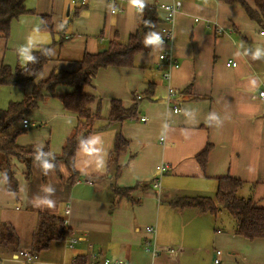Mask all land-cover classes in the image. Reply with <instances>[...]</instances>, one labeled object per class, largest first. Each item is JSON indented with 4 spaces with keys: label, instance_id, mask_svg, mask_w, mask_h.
I'll use <instances>...</instances> for the list:
<instances>
[{
    "label": "crops",
    "instance_id": "obj_1",
    "mask_svg": "<svg viewBox=\"0 0 264 264\" xmlns=\"http://www.w3.org/2000/svg\"><path fill=\"white\" fill-rule=\"evenodd\" d=\"M160 1L143 0V6ZM247 2L254 6L253 0ZM182 3L169 48L180 66L172 70L169 82L162 78L158 56L163 48L155 38L149 52L135 57V67L102 69L86 89L101 100L102 120L88 146L77 152L75 169L80 178L74 185L66 184L64 178L69 174H63L56 186L46 188L44 178L37 177L36 183L33 176L27 179L26 166L13 160L19 192L10 193L0 172V264H24L18 252L31 250L40 212L37 205L45 210L48 200L44 196L55 189L63 191L64 202L67 200L65 209L58 208L56 214L61 212L71 229L70 237L78 243L68 249L64 240L54 241L34 264L70 263L77 257L89 259L92 253L121 258L128 264H213L217 251L223 264H264V239L251 241L237 235L234 222L219 219L225 210L212 216L197 208L171 206L182 197L214 198L217 178L230 176L244 182L240 197L264 208V100L259 97L264 80V33L238 4L220 0ZM25 5L35 14L14 20L9 38H0V67L22 65L32 50L59 39L48 41L42 36L41 17L48 16L54 32L63 31L65 36L39 80L54 70H77L86 53L105 50L113 40L126 44L143 16L133 0L119 2L124 12L117 15L110 14L106 0H88L82 8L72 7L70 0H26ZM62 9L66 10L64 22L58 19ZM229 60L235 66H228ZM149 84L153 85V99L139 103L136 119L105 127L113 100L130 108L134 97L146 92ZM34 85L30 83L25 90L0 87V110L21 101ZM168 86L177 92L169 104ZM68 91L60 86L59 96L49 97L26 117L38 128L18 137V145L41 149L48 144L52 154L61 153L78 123L76 114L67 111L60 100ZM175 106L179 113L173 112ZM90 108L95 111L96 104ZM118 132L129 147L117 160L123 169L116 178L109 159ZM208 146L203 170L197 156ZM47 165L55 171L51 162ZM161 165L168 166L162 176L158 173ZM63 169L60 163L59 170ZM157 178H161L160 190L153 188ZM137 185L147 187L135 190L131 201L119 199L113 192V186L127 189ZM35 200L37 205L30 207ZM149 226L157 230L156 245L161 251L157 258L145 249L150 240L145 228Z\"/></svg>",
    "mask_w": 264,
    "mask_h": 264
},
{
    "label": "trees",
    "instance_id": "obj_2",
    "mask_svg": "<svg viewBox=\"0 0 264 264\" xmlns=\"http://www.w3.org/2000/svg\"><path fill=\"white\" fill-rule=\"evenodd\" d=\"M220 1L229 5H240L249 19L255 22L264 33V0H253L254 6L249 5L247 0ZM25 2L26 0H0V38H9L11 24L14 20L22 15L35 14L34 10L26 8ZM142 14V22L138 30L130 35L126 44L113 40L105 51L96 54L86 53L78 62V69L75 71L54 70L48 78L39 80L45 66L53 60V51L62 45L65 36L63 31L57 33L59 39L32 50L24 64L18 63L15 67L1 65L0 87L8 86L25 90L30 83L35 84L31 91L24 94L21 101L10 102L6 109L0 110V172L8 192H19L12 160H17L26 166L27 179L31 178L34 165L43 168L46 163L51 162L57 173L60 172V163L65 166L69 174L65 180L66 184L72 186L78 181L80 175L75 169L77 152L88 146L90 136L96 130V124L102 120L101 100L87 93L86 89L92 87L100 70L108 67L133 68L136 66L135 57L152 49V41L159 35L163 20L159 11L150 6H145ZM41 20L44 23L42 30L49 32L52 36L57 35L54 32L51 17L42 16ZM60 86L69 89L60 97L64 108L78 117L74 134L67 139L61 153L52 154L48 144L41 149L18 145V137L27 133V129L21 126L22 121L37 110L40 103L51 96H59L56 93ZM153 94V85L149 84L146 92L134 97V104L130 108H125L120 100H113L105 127L121 125L126 121L136 119L139 103L152 100ZM93 104H96L95 111L90 108ZM128 147L129 142L118 132L109 159V165H114L113 175L116 178L123 169V166L118 165L117 160L127 152ZM209 151L208 146L197 156L203 170L206 168ZM243 185L244 182L239 179L222 176L217 178V191L214 198L182 197L172 202L171 206L177 209L197 208L212 216H217L223 209L234 219L237 235L251 241L264 239V208L251 199L238 195ZM139 187L146 188L147 186L137 185L127 189L113 186V192L119 199L126 198L131 201L133 200L131 194ZM70 233L71 229L66 226L61 217L39 214L30 251L38 255L47 250L52 242L63 241ZM76 259L81 263L88 260L81 257Z\"/></svg>",
    "mask_w": 264,
    "mask_h": 264
},
{
    "label": "built area",
    "instance_id": "obj_3",
    "mask_svg": "<svg viewBox=\"0 0 264 264\" xmlns=\"http://www.w3.org/2000/svg\"><path fill=\"white\" fill-rule=\"evenodd\" d=\"M122 0H106L109 5V12L111 15L122 14L124 9L119 6V2ZM70 5L74 8H82L88 5V0H70ZM182 0H161L157 4L150 5L151 8H155L158 11L162 12V20L163 25L160 29L159 35L157 36V40L159 41L160 46L163 50L159 53L158 60L160 67H163L162 78L165 82H169L171 78V72L173 69H177L180 66L179 61L172 54L169 49L172 45L173 40V30L172 25L174 23L176 15L182 10ZM136 9L143 10V8L139 7L135 4ZM219 33L222 34V31L219 30ZM165 48V49H164ZM235 62L233 60L228 61V66H235ZM177 94L176 90L172 87L168 86V94H167V103H171L173 97ZM259 97L264 100V80L261 84V90L259 92ZM174 113H179L180 108L175 106L173 108ZM142 122L146 121V118L143 117L141 119ZM22 128L28 129L31 126L30 120L25 118L21 124ZM168 169L167 165H161L158 168V173L162 176L165 171ZM153 188L156 190H160L161 188V178H157L153 181ZM69 211H67L68 213ZM145 233L149 236H154L153 241L147 242V248L151 252L152 258H157L161 251L157 248L156 245V233L157 230L154 226H149L145 228ZM78 243V239L74 237H70V235L66 236L64 239L65 247L68 249H73L74 246ZM169 254H175L174 250H168ZM18 258H21L24 264H34L38 260V255L33 254L30 250H22L18 252ZM61 264H128L125 260L121 258L113 259L109 257H104L100 253H92L89 256V259L84 262H78L77 259H74L70 263H61ZM213 264H223L221 259V252L217 251L216 255L213 259Z\"/></svg>",
    "mask_w": 264,
    "mask_h": 264
},
{
    "label": "rangeland",
    "instance_id": "obj_4",
    "mask_svg": "<svg viewBox=\"0 0 264 264\" xmlns=\"http://www.w3.org/2000/svg\"><path fill=\"white\" fill-rule=\"evenodd\" d=\"M62 11H64V12H62L59 15V18L58 19H59V21L64 22L66 20V10L65 9H62ZM159 13L162 15V12L161 11H159ZM61 22H59V25H60ZM54 23L56 25V21H54ZM42 36H45L48 39V41H49V39L51 41L54 38L57 39V37H58V35L57 36L56 35L55 36H52L47 31H44V33H42ZM27 119H29V118H27ZM28 132H30L29 129H27V133ZM12 162H13V160H12ZM37 166L34 165L32 167V176L34 177V182L36 183L35 180H37L38 178H44V180L46 182L45 184H47V187L46 188H51L52 186L53 187L56 186L58 184V178H60V175L68 174L67 173L68 171H67L66 168H65V170L64 169H63V171L60 170V172L57 173L55 169H54L55 171H53L51 167H47L48 166L47 163H46V165H44L43 168H40L38 166L39 169H35V168H37ZM40 170H43V171H40ZM64 180H66V178H64ZM37 182H39V179H38ZM55 191L58 192V189H55L54 190V193L51 190L50 192L52 194H48V195H45L44 196V200H48L47 201L48 204H45V206H44L45 207V210L41 209L40 206L37 205L38 200L31 201L30 202V207L32 206V204H36L37 207H38V210L40 211L39 214H49V215H53L54 214L56 216L57 215L56 213H58V208L60 210L65 209V206H66V203L65 202H67V200H65V202H64V199H65L66 195H65V193L63 191H59L58 193H55ZM35 194L37 195L36 192H35ZM16 207H18V209H20L21 208V204H17ZM35 211L36 210H34V212ZM57 216L58 217L62 216V214H61L60 211H59V215H57ZM219 219L222 220V221H224V222H228L230 220L229 222H234L235 223L234 219L226 211L220 212ZM149 237H150L149 238L150 239L149 241H153L154 236H149ZM145 249L151 255V252L148 250L147 246H146Z\"/></svg>",
    "mask_w": 264,
    "mask_h": 264
},
{
    "label": "clouds",
    "instance_id": "obj_5",
    "mask_svg": "<svg viewBox=\"0 0 264 264\" xmlns=\"http://www.w3.org/2000/svg\"><path fill=\"white\" fill-rule=\"evenodd\" d=\"M133 3L143 8V0H133Z\"/></svg>",
    "mask_w": 264,
    "mask_h": 264
},
{
    "label": "water",
    "instance_id": "obj_6",
    "mask_svg": "<svg viewBox=\"0 0 264 264\" xmlns=\"http://www.w3.org/2000/svg\"><path fill=\"white\" fill-rule=\"evenodd\" d=\"M102 51H105V50H102ZM36 128H38V126H31L29 127V130L32 131V130H35Z\"/></svg>",
    "mask_w": 264,
    "mask_h": 264
}]
</instances>
